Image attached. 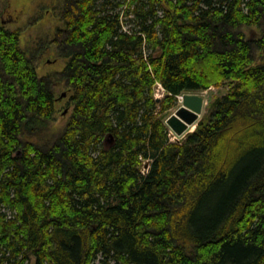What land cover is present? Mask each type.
I'll return each mask as SVG.
<instances>
[{
    "label": "trees",
    "instance_id": "1",
    "mask_svg": "<svg viewBox=\"0 0 264 264\" xmlns=\"http://www.w3.org/2000/svg\"><path fill=\"white\" fill-rule=\"evenodd\" d=\"M57 8L31 52L0 16V264H264V0ZM48 44L65 62L41 74ZM226 83L173 140L180 96ZM59 84L71 114L37 141Z\"/></svg>",
    "mask_w": 264,
    "mask_h": 264
},
{
    "label": "rangeland",
    "instance_id": "2",
    "mask_svg": "<svg viewBox=\"0 0 264 264\" xmlns=\"http://www.w3.org/2000/svg\"><path fill=\"white\" fill-rule=\"evenodd\" d=\"M62 1L63 0H0V16L9 28L22 29V45L28 52H31L34 48L40 46L42 39L47 40L52 37L56 27L62 24L57 16L59 11L57 6L60 5ZM252 31L256 30L248 29L249 34H252ZM47 46L46 50L43 51L40 56L41 63L39 71L41 74H46L53 70H61L65 62L64 58H61L57 54L55 46L49 44ZM229 88V83H226L221 87H211L208 90L202 91L205 96V103L198 122L191 126L182 136H178L171 130L172 139H181L187 135V133L194 131L199 121L210 115L213 111L214 103L217 99L226 94ZM55 93L58 97L56 105L59 110L57 120L52 122L51 127L45 130L41 136L35 137L37 141L43 142L46 138L52 137L53 133L59 131L66 124L71 114V107L67 104L69 95L71 94L70 89L64 84H59L55 86ZM165 95V90L161 85L157 84L155 87L156 98L162 99ZM182 103V98L180 97L178 105L169 111L165 119L173 114ZM26 137L29 138V135H26ZM112 142V136H108L105 140L106 145H110ZM143 169L147 172L148 166L145 165ZM32 260L34 259L32 258Z\"/></svg>",
    "mask_w": 264,
    "mask_h": 264
},
{
    "label": "water",
    "instance_id": "3",
    "mask_svg": "<svg viewBox=\"0 0 264 264\" xmlns=\"http://www.w3.org/2000/svg\"><path fill=\"white\" fill-rule=\"evenodd\" d=\"M182 105L166 119V124L178 136L184 135L198 122L204 108L205 96L201 93H186ZM203 119L199 121L202 123Z\"/></svg>",
    "mask_w": 264,
    "mask_h": 264
},
{
    "label": "built area",
    "instance_id": "4",
    "mask_svg": "<svg viewBox=\"0 0 264 264\" xmlns=\"http://www.w3.org/2000/svg\"><path fill=\"white\" fill-rule=\"evenodd\" d=\"M159 85H161L160 83H158ZM162 86V85H161ZM163 88V87H162ZM157 97V96H156ZM181 98H183V96H180Z\"/></svg>",
    "mask_w": 264,
    "mask_h": 264
},
{
    "label": "bare ground",
    "instance_id": "5",
    "mask_svg": "<svg viewBox=\"0 0 264 264\" xmlns=\"http://www.w3.org/2000/svg\"><path fill=\"white\" fill-rule=\"evenodd\" d=\"M172 134V133H171ZM148 170V169H147Z\"/></svg>",
    "mask_w": 264,
    "mask_h": 264
}]
</instances>
